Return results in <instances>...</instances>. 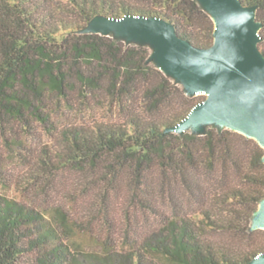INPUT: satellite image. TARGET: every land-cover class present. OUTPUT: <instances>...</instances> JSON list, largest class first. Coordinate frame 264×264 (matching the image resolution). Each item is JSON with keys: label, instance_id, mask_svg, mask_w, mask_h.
Segmentation results:
<instances>
[{"label": "trees", "instance_id": "1", "mask_svg": "<svg viewBox=\"0 0 264 264\" xmlns=\"http://www.w3.org/2000/svg\"><path fill=\"white\" fill-rule=\"evenodd\" d=\"M242 2L255 8L264 53V0ZM126 14L165 19L198 47L214 42L215 21L197 0H0V168L7 154L40 175L88 171L103 182V198L125 179L132 203L154 209L161 198L172 213L140 246L87 250L71 239L75 223L63 206L0 192V264H247L264 252V242L244 250L210 235L253 240L264 230L253 227L264 147L217 122L173 131L207 95L173 82L147 45L80 32L95 16ZM82 106L116 117L58 124L62 109ZM39 129L52 143L31 149Z\"/></svg>", "mask_w": 264, "mask_h": 264}, {"label": "rangeland", "instance_id": "2", "mask_svg": "<svg viewBox=\"0 0 264 264\" xmlns=\"http://www.w3.org/2000/svg\"><path fill=\"white\" fill-rule=\"evenodd\" d=\"M197 1L211 10L205 0ZM100 16L102 15L98 17ZM80 32L108 34L122 39L128 45H147L152 61L169 75L173 82L188 88L190 76L167 69L166 62L159 56L163 48L157 39L117 26L116 20L111 23L109 19L96 17ZM200 93L205 94V92H196V94ZM111 115V111L105 107L82 106L76 110L62 109L57 116V122L60 126L76 123L92 126L96 122L109 120ZM112 116L116 117V114ZM214 122L226 123V117L223 115L205 117L200 127L193 124L176 130L202 131ZM31 143V149H40L43 144L50 146L52 139L50 135L39 129ZM4 160L5 166L0 168V192L42 207L58 204L63 206L70 213V222L75 223L71 239L87 250L102 251L110 247L128 251L133 245L140 246V243L154 229L163 225L164 220L172 213L171 208L161 198L157 200L154 209L132 203L125 179H121L116 188H111L103 198L101 197L103 182L98 181L96 176L88 171L67 169L40 175L30 163H26L27 161L21 162L18 158H11L7 154L4 155ZM185 209L196 210L195 207L190 206ZM210 235L217 241L244 250L264 242V230L259 231L253 240L231 233L211 232ZM161 264L170 263L162 259Z\"/></svg>", "mask_w": 264, "mask_h": 264}, {"label": "water", "instance_id": "3", "mask_svg": "<svg viewBox=\"0 0 264 264\" xmlns=\"http://www.w3.org/2000/svg\"><path fill=\"white\" fill-rule=\"evenodd\" d=\"M205 1L211 10L204 7L215 21L214 42L209 47L193 45L178 35L171 22L160 17H95L111 23L116 20L117 26L160 41L163 51L159 56L167 69L190 76L185 88L190 94L205 92L207 97L173 131L193 124L200 127L203 118L223 115L226 123H218L256 138L264 147V53L258 45L261 25L255 19V8L242 0ZM253 227L264 229V200L254 215ZM247 264H264V252Z\"/></svg>", "mask_w": 264, "mask_h": 264}]
</instances>
